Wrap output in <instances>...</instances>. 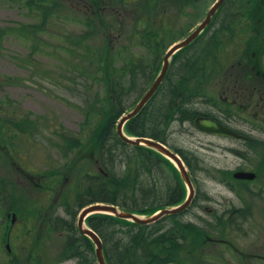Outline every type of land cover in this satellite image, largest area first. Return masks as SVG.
<instances>
[{
    "label": "rangeland",
    "instance_id": "obj_1",
    "mask_svg": "<svg viewBox=\"0 0 264 264\" xmlns=\"http://www.w3.org/2000/svg\"><path fill=\"white\" fill-rule=\"evenodd\" d=\"M39 1L41 11L33 16L26 0H0V264H35L40 247L45 259L52 261L63 241L78 236V231L70 233L59 228L71 230L73 223L76 230L79 208L74 199L80 179L98 171L93 138L97 133L108 136L116 131L119 116L150 85L152 64H156L158 72L167 46L184 38L215 0H198L186 7L179 18L168 24L170 29L157 16L159 7L152 3L155 0H143L146 7L135 12L118 2L113 4L114 10H108L113 12H108L103 11L108 7L99 8L87 0V4L83 0ZM250 2L226 0L207 29L176 53L166 80L186 79L174 69L195 77L199 74L191 69L203 65L206 70L202 69L200 75L209 77L219 61H224L220 65L223 68L237 59L234 65L241 68L252 57L251 52L259 57L257 30L252 25H264V0H252L251 6ZM112 17L113 24L119 23L118 28L103 29L102 25ZM108 43L111 49L106 48ZM220 74L223 72L216 73ZM186 84L189 91L175 93L178 96L173 100L182 96L179 102H183L186 113L204 110L202 103L211 97L202 94V88L197 90L194 83ZM179 87L183 91L184 87ZM169 98L161 90L150 101L148 111L153 114L157 103ZM169 128V144L182 150L196 190L191 208L182 218L208 227L214 217L217 234L233 239L232 230L218 222L223 214L229 211L231 219L238 222L255 217V203L251 204L250 197L243 199V208L213 177L216 165L235 166L233 155H219V140L190 127L189 121L176 120ZM114 150L124 154L122 149ZM162 162L164 174L171 176L175 171L183 184L175 164L167 158ZM233 204L237 206L229 207ZM204 205L214 209V216L204 210ZM9 210L16 214L10 233L11 252L3 248L1 238ZM137 215L144 217L147 213ZM250 238V242L236 240L243 248H250L256 239ZM192 244L193 249L182 247L177 259L180 264H230L228 249L214 247L199 237ZM78 251L86 257L84 264H97L88 251ZM60 258L57 264H75L78 260ZM78 264H83L82 258Z\"/></svg>",
    "mask_w": 264,
    "mask_h": 264
},
{
    "label": "trees",
    "instance_id": "obj_2",
    "mask_svg": "<svg viewBox=\"0 0 264 264\" xmlns=\"http://www.w3.org/2000/svg\"><path fill=\"white\" fill-rule=\"evenodd\" d=\"M103 1L105 0H98L96 5H106ZM195 1L155 0L152 3H157L158 12L173 9L170 14L176 15L180 14L187 5H194ZM113 2L116 3V0ZM25 3L32 9L33 16L40 13L39 0H26ZM118 4L130 5L134 12L146 7L143 0L119 1ZM138 14L136 17L140 18ZM112 20L113 17L108 23H104L102 28L105 27L108 30H111L109 27L118 28L119 23L113 24ZM106 48L111 49V45L108 43ZM178 73L182 74V72L177 71ZM170 92L172 97L169 103L175 107L173 105L175 100L173 99L175 93L180 94V92H178L177 86L170 88ZM182 104L178 105L179 107L173 114L168 107L163 109L162 106H157L153 114L143 109L139 115L128 122L127 130L136 135H147L153 139L166 142L165 129L168 126V120L178 112L181 113V110L183 112ZM93 143L96 145L100 162L98 163L103 167L106 174L99 171L82 176L83 178L80 179L78 185V194L74 199L76 209L89 202L104 201L114 203L122 210L146 214L157 210L159 207L177 204L185 197L184 185L178 179L177 173L174 171L171 176L164 174L162 161L166 159L156 151L154 152L145 146L126 144L119 140L115 134L105 136L97 133L93 138ZM115 148L122 149L124 154L116 153ZM160 191L161 196L158 194ZM189 209L178 214L162 216L157 222L150 224L134 223L105 213L89 215L86 223L100 236L107 264H180L181 261H177V259L182 247L183 249H193V239L196 237L204 239L206 235V231H203L195 221L182 218ZM70 225L72 231L66 226L59 229L77 233L76 230H73V223ZM40 248L41 250L37 251L35 255V264H48L46 261L53 262L49 264H57L61 256L66 259L78 258L75 264L80 263L82 258L84 264L86 257L82 253L79 254L80 248L88 251L89 257L93 259V245L86 236L79 233L78 236H69L66 241L61 243L59 251L52 256L54 257L52 261L45 259V255H43L45 251L43 247ZM47 248L45 246L46 251ZM44 260L46 261L44 262Z\"/></svg>",
    "mask_w": 264,
    "mask_h": 264
},
{
    "label": "flooded vegetation",
    "instance_id": "obj_3",
    "mask_svg": "<svg viewBox=\"0 0 264 264\" xmlns=\"http://www.w3.org/2000/svg\"><path fill=\"white\" fill-rule=\"evenodd\" d=\"M256 28L257 44L260 47L259 57H254V52H251L252 57H248V61H245L241 68L234 65L237 59H233L223 68L220 65L224 61H219L209 77L179 79L177 82L167 81L165 78L162 84V90L169 94L170 88L184 86L186 81L202 82L200 83L202 94L210 96L211 99L202 103L205 106L204 110L188 114L191 118H184V121H189L190 127L197 128L202 134L216 137L219 140L217 146L219 155H233L234 167L228 168L217 163V171L213 172L217 183L232 194L236 202H239L238 205H242L243 208L246 207L242 203L245 198L247 200L250 197L251 204H256H253L254 218L249 216L240 219L239 222L233 221L231 213L226 211V214H223L224 218L218 220L219 224L224 223L228 230H232L233 239L217 234L218 229H215L217 224L212 222L215 221L212 217L214 209L211 207L208 212L212 221L207 225L209 229L207 240L214 247L228 249L230 264H264V25H257ZM219 72L223 74L216 75ZM199 116L213 119L219 126L235 133L234 136L209 134L201 130L195 123V118ZM239 172L248 173V176H235ZM236 182L238 186L235 185ZM235 206L237 204L229 207ZM251 236L256 239L250 248H243L236 240L240 238L250 242L253 240Z\"/></svg>",
    "mask_w": 264,
    "mask_h": 264
},
{
    "label": "water",
    "instance_id": "obj_4",
    "mask_svg": "<svg viewBox=\"0 0 264 264\" xmlns=\"http://www.w3.org/2000/svg\"><path fill=\"white\" fill-rule=\"evenodd\" d=\"M222 1L223 0H217V2L208 9L206 17L204 18V20L202 22L199 23V25L195 28L194 31L191 32L189 35H187V37H185L184 40L173 44V46L170 47V49H168V51L165 53V55L163 57L164 61H163V64H162V67L160 70L161 72L155 78V80L152 82L151 87L143 94L141 99L136 103L134 108L132 110H130V112L126 113L125 115H122L119 118V121H118L117 126H116V130L118 132V135H119V137L122 138L123 141L128 142L130 144H132V143L133 144H141V145L145 144L147 146L152 147L153 149H156L157 151H160L165 156L167 155L174 162H176V165L179 169V173H181V177L183 179V182L187 185L188 192H187L186 198L183 202L180 203V205L174 206V207L163 208L160 211H158L156 214H153L151 216H147L146 218L139 217L137 214H134L130 211L119 210L113 204H106V203H102V202L89 204L88 206L83 207L79 211L80 213H79L78 220H77L78 228H79L81 233L86 234L88 237H91V239L94 242V245H96L95 246V255L98 259V264H106V261H105V257L103 256L100 238L98 237L97 234H95V232L91 228L89 229L83 223L84 218L86 216H88L89 213L107 211V212L115 214L116 216H118L120 218L124 217V218L130 219L134 222L136 221V222H141V223H149V222L156 221L160 216H162L164 214L180 212V210L186 208V206L191 201V198L193 196L192 195L193 194V185L191 184V181L189 179V175L186 172L184 164H183V162H181L179 156H177L173 151H170L167 147H165L159 141L151 140V139L146 138V137H135V138L130 139L123 134L121 127L126 120L130 119V117L132 115H134L135 113H137L139 111V109H141L142 104L152 95V92L155 90V88L157 87V85L161 81L163 74L165 73V69H166L167 63H168L167 58L169 57V55H171L173 53V51H175L179 47L184 46V44H186L187 42H189L190 40L195 38V35L203 27L206 26V23L208 22L210 16L214 13V11L217 9L218 5L220 3H222ZM197 123H198V126L206 129L207 131H210V132L211 131L212 132H220V131L222 132L223 131L226 133V131L224 129L219 130V128L215 125V123L212 120H208L206 118H200L199 117V119H197Z\"/></svg>",
    "mask_w": 264,
    "mask_h": 264
},
{
    "label": "bare ground",
    "instance_id": "obj_5",
    "mask_svg": "<svg viewBox=\"0 0 264 264\" xmlns=\"http://www.w3.org/2000/svg\"><path fill=\"white\" fill-rule=\"evenodd\" d=\"M227 19L228 18H226L225 20H224V22L223 23H225L226 24V21H227ZM196 39V37L195 38H193V41ZM183 49H185V48H180L179 49V51H181V50H183ZM176 59V56H174V58H172V59H169L168 60V65L169 66H171L173 63H174V60ZM159 69H161V68H159ZM166 71V70H165ZM90 174V173H89ZM83 178V177H82ZM159 210H155V211H153V212H151V213H147V215L146 216H144L143 218H146L147 216H151V215H153V214H156L157 212H158ZM143 216V215H142ZM161 218V216L158 218V219H160ZM158 219H157V221H158ZM156 221H154V222H149V223H147V224H150V223H155ZM141 223V222H140ZM141 224H146V223H141Z\"/></svg>",
    "mask_w": 264,
    "mask_h": 264
}]
</instances>
